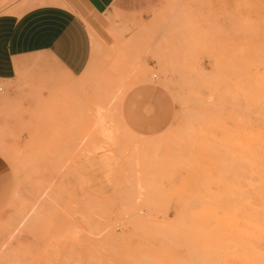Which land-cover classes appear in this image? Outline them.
<instances>
[{
  "label": "rangeland",
  "instance_id": "rangeland-1",
  "mask_svg": "<svg viewBox=\"0 0 264 264\" xmlns=\"http://www.w3.org/2000/svg\"><path fill=\"white\" fill-rule=\"evenodd\" d=\"M104 21L79 78L3 85L0 264H264V0Z\"/></svg>",
  "mask_w": 264,
  "mask_h": 264
},
{
  "label": "crops",
  "instance_id": "crops-1",
  "mask_svg": "<svg viewBox=\"0 0 264 264\" xmlns=\"http://www.w3.org/2000/svg\"><path fill=\"white\" fill-rule=\"evenodd\" d=\"M154 0H0V84L26 89L44 75L82 76L97 40L107 41L110 13L129 14ZM0 195L7 193L2 183Z\"/></svg>",
  "mask_w": 264,
  "mask_h": 264
},
{
  "label": "bare ground",
  "instance_id": "bare-ground-1",
  "mask_svg": "<svg viewBox=\"0 0 264 264\" xmlns=\"http://www.w3.org/2000/svg\"><path fill=\"white\" fill-rule=\"evenodd\" d=\"M122 33V32H121ZM258 156H260L259 154H258ZM257 156V157H258ZM255 171L256 172H258L259 174H261L263 177H264V159H256L255 160ZM258 201V200H257ZM35 206V205H34ZM33 206V208H31L32 210H31V212H32V214L34 213V207ZM25 210V209H24ZM23 210V211H24ZM30 212V213H31ZM256 212V211H255ZM21 213V212H20ZM29 213V212H28ZM18 216V215H17ZM21 216H22V214H21ZM258 216V215H257ZM30 215L29 214H27V215H25L24 217H19L18 216V218L16 217V220L17 221H19L20 219V222L18 223L17 222V226L15 227L16 228V230H20L21 228H23L24 226H26L27 225V222L30 220ZM20 218V219H19ZM15 220V221H16ZM16 223V222H15ZM13 224V223H12ZM249 224H251V226H253L254 227V229H256V234H259V226H258V224H257V222H256V220L253 218V217H250L249 218ZM262 228V227H261ZM15 230V229H14ZM259 237V236H258ZM264 249V248H263Z\"/></svg>",
  "mask_w": 264,
  "mask_h": 264
},
{
  "label": "built area",
  "instance_id": "built-area-1",
  "mask_svg": "<svg viewBox=\"0 0 264 264\" xmlns=\"http://www.w3.org/2000/svg\"><path fill=\"white\" fill-rule=\"evenodd\" d=\"M6 90V88L0 84V93H4Z\"/></svg>",
  "mask_w": 264,
  "mask_h": 264
}]
</instances>
